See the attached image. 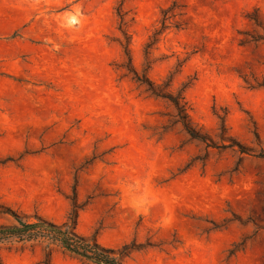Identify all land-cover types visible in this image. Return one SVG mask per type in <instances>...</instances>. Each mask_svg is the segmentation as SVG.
<instances>
[{
	"label": "rangeland",
	"instance_id": "1",
	"mask_svg": "<svg viewBox=\"0 0 264 264\" xmlns=\"http://www.w3.org/2000/svg\"><path fill=\"white\" fill-rule=\"evenodd\" d=\"M263 149L264 0H0V226L77 202L125 264H264ZM47 249L8 238L0 264Z\"/></svg>",
	"mask_w": 264,
	"mask_h": 264
},
{
	"label": "trees",
	"instance_id": "2",
	"mask_svg": "<svg viewBox=\"0 0 264 264\" xmlns=\"http://www.w3.org/2000/svg\"><path fill=\"white\" fill-rule=\"evenodd\" d=\"M177 7L174 3L170 8L164 10V19L162 26L155 32V35L160 34L167 27V20L171 18V11ZM122 21H124V15L119 14ZM143 83L147 82L149 90L153 94L169 99L176 107L179 121L182 122L187 132L197 139L204 140L203 136L198 130H196L187 121L186 115V103L178 96H175L169 92L162 90L161 86L155 85L150 80L141 79ZM264 156V149L261 152ZM80 206L77 202L73 203L72 210L67 217V221L63 223H56L52 220L37 216V221L28 222L22 216L14 213L17 223L14 225H1L0 226V242L8 238H16L18 241H43L47 242L46 258L43 260V264H51L50 255L52 250L51 245H57L64 251L69 252L75 256H78L86 261H90L94 264H125L121 256L124 255L126 247L123 250L107 247L101 244L94 236H85L80 234L76 230L78 223Z\"/></svg>",
	"mask_w": 264,
	"mask_h": 264
},
{
	"label": "bare ground",
	"instance_id": "3",
	"mask_svg": "<svg viewBox=\"0 0 264 264\" xmlns=\"http://www.w3.org/2000/svg\"><path fill=\"white\" fill-rule=\"evenodd\" d=\"M29 102V101H28ZM31 103V102H30ZM32 104V103H31ZM28 105H30L29 103H28Z\"/></svg>",
	"mask_w": 264,
	"mask_h": 264
}]
</instances>
